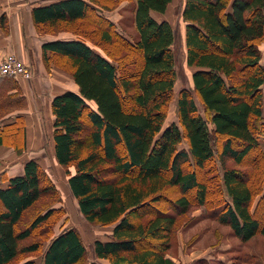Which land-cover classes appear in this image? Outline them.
<instances>
[{
  "label": "trees",
  "instance_id": "trees-1",
  "mask_svg": "<svg viewBox=\"0 0 264 264\" xmlns=\"http://www.w3.org/2000/svg\"><path fill=\"white\" fill-rule=\"evenodd\" d=\"M120 1L58 0L33 9L42 33L62 24L86 26L76 32L81 40L47 42L43 50L45 63H57L79 87L51 102L54 157L85 219L113 226L107 240L94 242L95 257L110 264H174L168 255L177 249L178 219L194 204L242 242L264 236V194L252 210L264 188L258 141L264 136V0H185L186 61L196 70L193 88L178 93V122L165 129L177 80L175 33L151 11L164 13L172 0H136V42L96 8ZM6 79L17 85L13 77L0 80ZM9 127L1 130L0 144L11 142ZM215 146L222 173L215 169ZM42 169L32 159L24 175L0 189V264L38 252L41 242L32 239L52 225L57 210L38 204L53 192ZM86 254L79 232L67 229L49 241L42 264H81Z\"/></svg>",
  "mask_w": 264,
  "mask_h": 264
},
{
  "label": "crops",
  "instance_id": "crops-1",
  "mask_svg": "<svg viewBox=\"0 0 264 264\" xmlns=\"http://www.w3.org/2000/svg\"><path fill=\"white\" fill-rule=\"evenodd\" d=\"M55 1L58 0H46L44 3H37V0H0V63L8 55H15L29 66L34 74L31 81L14 78L17 81H15L17 84L15 86L10 80H0V132L4 127L10 126L7 132L9 131L12 139L9 143L0 144V189L7 188L13 178L24 175L28 161L35 159L42 166L40 161L47 154L45 148H48V145H51V153L48 155L56 161L53 142L54 116L51 102L56 95L65 91L79 92V87L70 73L64 71L57 63L51 62L47 65L44 61L43 44L51 41L81 40L79 36L73 38L62 35L52 36L37 30L39 24L34 21L33 9ZM84 1L90 2V0ZM171 3L164 13L152 10V17L159 22H169L167 14ZM120 4L125 6L124 3ZM129 5L133 6L131 9L135 32L124 37L136 42L139 38L135 21L137 1L132 0ZM3 16L4 22L1 23ZM113 17L114 15L111 17L112 20ZM117 30H119L118 27ZM86 42L94 47L91 42ZM94 48L102 53L98 48ZM50 56L51 53H48V58ZM20 98L25 100V106L22 108H18L19 101L17 100ZM92 105L94 106L93 103ZM166 127L163 125V129ZM19 136L21 138H18ZM233 238L232 245L236 248L227 244L226 258H222L229 262H223L219 258L216 264H253V260L257 261L254 254L231 255L230 252L238 247L235 242L237 241L236 236ZM196 240L194 239L188 245L182 240L179 241L175 254L168 255L174 264H189L196 259L185 254V250L195 251L194 249L198 246ZM203 255L199 264H212L209 262L208 254L204 252ZM241 255L244 256L241 257ZM98 260L110 264L108 260Z\"/></svg>",
  "mask_w": 264,
  "mask_h": 264
},
{
  "label": "rangeland",
  "instance_id": "rangeland-1",
  "mask_svg": "<svg viewBox=\"0 0 264 264\" xmlns=\"http://www.w3.org/2000/svg\"><path fill=\"white\" fill-rule=\"evenodd\" d=\"M46 0H37V3H44ZM120 3H124L125 6H121L122 4H118L117 6H111L109 9H102L100 6H97L98 12L105 16L111 22H114L116 25V29L118 27V33L121 36H127L129 34H133L135 29L133 27V19H132V7L129 4L132 3V0H121ZM128 3V4H127ZM185 0H172L171 6L169 8V12L167 14V18L169 19V23L171 24L174 33H175V41L172 46V51L175 58V68L177 73V80L175 85V96L173 100L170 102L169 109L167 111V117L164 126H168L171 123L178 122V113H177V98L179 91L184 89L191 90L193 88L192 83V75L195 71L194 68L187 65L186 61V47H185V31H186V22L183 20L182 11L184 8ZM113 20L111 17L113 16ZM93 21V18L91 19ZM88 26V25H87ZM80 27V28H79ZM86 26L81 27L80 23L73 24H62L57 28H49L46 29L48 33L52 36H66L69 38H73L74 36H78V31L85 29ZM94 30V28H91ZM84 31V30H83ZM77 32V33H76ZM99 49V48H98ZM100 50V49H99ZM262 50V61L261 64L264 66V44L261 47ZM59 62L70 69L69 64L65 62L64 59L59 60ZM65 62V63H64ZM69 73V72H68ZM263 91V111H264V85L262 87ZM196 102L199 106V111L202 115H205L204 109L200 104L199 100L196 96H194ZM261 125L264 127V120L261 121ZM262 127V130L264 129ZM212 129V127H211ZM260 147L264 153V136L258 138ZM182 147H186L185 141L182 143ZM215 157H214V165H216L215 169L218 173H222V169H220V157L218 156V147L215 146ZM46 149V155L41 158V164L43 166L42 169V178L44 180V185L48 188L52 189L53 192L50 191V195L44 197L39 201V205L45 203L46 209H55L57 210L51 219V227L49 230L42 233L39 232L40 237H35L32 239L33 241L40 240L41 246L38 252L22 254L13 264H21L26 261L33 260L36 264H42L45 248L48 245L49 241L64 232L67 229H76L85 245L87 250V254L82 261L81 264H89L90 262L97 261L99 264H109L108 262L100 261L95 257L93 251V244L96 240H107L111 233L113 226L111 225H102L99 223H90L88 222L83 214L81 213L78 201L71 193L69 184H68V175L64 168H62L57 161H53L51 155V145H48ZM50 150V152L48 151ZM254 157V153L247 159V163L251 164L252 159ZM229 165L238 167L233 162H229ZM239 168V167H238ZM218 169V170H217ZM245 170V169H244ZM71 173L75 172V168H70ZM211 175L208 176L210 178ZM203 179V175H202ZM263 192L256 196L254 202L252 204V210L255 209L259 202H261ZM226 196V195H225ZM227 198V197H226ZM263 205V204H262ZM261 205V206H262ZM41 207V206H40ZM210 207H214V205H210ZM214 209V208H213ZM263 209L264 208H260ZM262 210V211H263ZM213 211V210H212ZM210 210L205 208V206H197L194 204L193 208L182 217V219H178L177 225V238L176 243L178 245L179 241L182 240L185 244L191 243L194 239H197L195 242H198L197 248L195 251L185 250V254L191 255L193 259L189 264H199V260L204 257L203 253L208 254V259L212 264L215 262L222 260V258H226V245H231L232 248L235 245H232V241L235 237L233 230L231 227L222 225L215 219L210 218ZM27 218V217H26ZM179 226V227H178ZM222 228V231H221ZM226 229V230H225ZM38 235V234H35ZM237 238L236 244H238L237 249L235 251H231V255H240L242 253L254 254L257 257V261L253 260V264H264V236L257 235L250 239L247 242H242ZM30 242V241H28ZM236 248V246L234 247ZM191 249V248H190ZM198 251V252H197ZM174 251H170L169 255H173ZM229 256V255H228ZM244 255H241V257ZM234 257V256H233ZM188 258V256L186 257ZM221 258V259H219ZM219 259V260H218ZM190 260V259H189ZM206 261V260H205ZM201 263V262H200ZM216 264V263H215Z\"/></svg>",
  "mask_w": 264,
  "mask_h": 264
},
{
  "label": "built area",
  "instance_id": "built-area-1",
  "mask_svg": "<svg viewBox=\"0 0 264 264\" xmlns=\"http://www.w3.org/2000/svg\"><path fill=\"white\" fill-rule=\"evenodd\" d=\"M13 77L18 80L31 81L34 74L29 66L15 55H8L0 63V78Z\"/></svg>",
  "mask_w": 264,
  "mask_h": 264
}]
</instances>
